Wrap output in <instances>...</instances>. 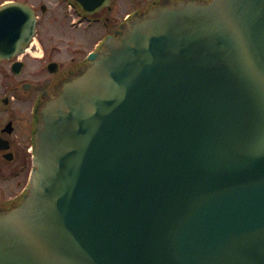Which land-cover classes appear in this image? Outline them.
Wrapping results in <instances>:
<instances>
[{
	"label": "water",
	"instance_id": "1",
	"mask_svg": "<svg viewBox=\"0 0 264 264\" xmlns=\"http://www.w3.org/2000/svg\"><path fill=\"white\" fill-rule=\"evenodd\" d=\"M36 16L0 7V58ZM0 264H264V0H164L38 111Z\"/></svg>",
	"mask_w": 264,
	"mask_h": 264
},
{
	"label": "flooded vegetation",
	"instance_id": "2",
	"mask_svg": "<svg viewBox=\"0 0 264 264\" xmlns=\"http://www.w3.org/2000/svg\"><path fill=\"white\" fill-rule=\"evenodd\" d=\"M161 1L0 0V6H28L38 19L28 49L14 59L0 60V188L26 174L21 190L27 191L36 110L56 85L80 69L89 54L116 35L126 20ZM20 197L0 201V207Z\"/></svg>",
	"mask_w": 264,
	"mask_h": 264
},
{
	"label": "rangeland",
	"instance_id": "3",
	"mask_svg": "<svg viewBox=\"0 0 264 264\" xmlns=\"http://www.w3.org/2000/svg\"><path fill=\"white\" fill-rule=\"evenodd\" d=\"M26 174L20 175V178L12 179L11 181H6L3 186L0 188V201H6L10 197L16 196L21 193V187L26 182ZM21 182V186H18V183Z\"/></svg>",
	"mask_w": 264,
	"mask_h": 264
}]
</instances>
